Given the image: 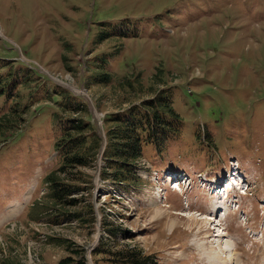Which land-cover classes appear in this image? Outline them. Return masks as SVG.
<instances>
[{"label": "rangeland", "instance_id": "rangeland-1", "mask_svg": "<svg viewBox=\"0 0 264 264\" xmlns=\"http://www.w3.org/2000/svg\"><path fill=\"white\" fill-rule=\"evenodd\" d=\"M102 73L112 83H95ZM151 85L172 90L181 132L147 143L124 179L106 157L105 119ZM59 89L83 98L103 142L81 168L91 190L66 210L45 182L59 165ZM5 114L0 264H59L81 250L88 264H264V0H0ZM231 162L251 188L219 222L206 205ZM174 173L181 192L163 184Z\"/></svg>", "mask_w": 264, "mask_h": 264}, {"label": "trees", "instance_id": "trees-1", "mask_svg": "<svg viewBox=\"0 0 264 264\" xmlns=\"http://www.w3.org/2000/svg\"><path fill=\"white\" fill-rule=\"evenodd\" d=\"M95 78L97 84H110L113 80L111 73H102ZM156 79L157 83H162L161 79ZM138 81L141 84L139 78ZM126 86L132 88L130 90H136L130 78L126 79ZM147 91L152 93L150 97L141 98L138 104L134 102L125 111L111 114L105 119L112 124L106 131L105 153L110 167L119 177L124 176L121 172L127 165L142 158L147 143L160 149L168 139L177 137L181 132L182 119L173 107L172 90L167 87L154 90L151 85ZM56 94L61 97L55 113L61 129L55 149L59 165L46 175L45 182L49 187L48 197L53 202V207L66 210L67 207L79 205L80 199H77L76 194L91 190L92 183L85 181L83 176L86 173L81 168L94 166L103 142L83 98L67 89H59ZM14 113H18L19 117L23 114L21 111ZM12 123L9 114L1 116L0 126H5L0 127L1 131L12 128ZM116 180L122 182V179ZM72 216L79 217L80 213L77 211ZM74 253V256L63 259L59 264H88L84 251ZM129 257L134 260L140 256L132 253Z\"/></svg>", "mask_w": 264, "mask_h": 264}, {"label": "bare ground", "instance_id": "bare-ground-1", "mask_svg": "<svg viewBox=\"0 0 264 264\" xmlns=\"http://www.w3.org/2000/svg\"><path fill=\"white\" fill-rule=\"evenodd\" d=\"M169 179H171V178H169ZM234 179V178H233ZM235 180V179H234ZM236 182L239 184V182H238V180L236 179ZM163 184H165V182L163 183ZM224 184V186L225 187H223L222 185ZM166 185V184H165ZM215 185V184H214ZM214 185H212L211 186V195L210 196H208V199H209V201H208V203H207V205H206V209H207V212H209V211H211V216L213 215V216H215V218L216 219H218L219 218V216H220V221L219 222H222L224 219H226L227 218V216L229 215V213L231 212V204H230V199H229V196H226V193H228L229 192V190H227L226 189V185H225V183H222L221 184V186L219 187L220 188V194H216L217 196H216V198L214 197V198H210V197H213V196H215V194L214 193H216V189H213L214 188ZM218 188V189H219ZM202 189V188H201ZM181 190V189H180ZM226 190H227V192H226ZM224 192H226L225 194H222V193H224ZM31 194V190L28 192V196H27V200H28V198H29V195ZM210 204H211V210H209L208 208H210ZM209 214V215H210ZM226 215V216H225ZM210 216V217H211ZM225 216V217H224ZM200 218V217H199ZM211 218H213V217H211ZM208 219H210V218H208ZM194 220V219H193ZM199 220V219H198ZM197 221V220H196ZM203 221V220H202ZM206 221V220H205ZM190 222H192V221H190ZM201 222V221H200ZM194 223H196L195 221H194ZM218 225H220V224H218ZM218 232H220V230L218 229ZM218 236H219V234H217Z\"/></svg>", "mask_w": 264, "mask_h": 264}]
</instances>
